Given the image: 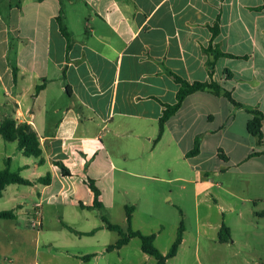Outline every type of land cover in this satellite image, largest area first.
<instances>
[{
  "label": "crops",
  "instance_id": "0c3cea01",
  "mask_svg": "<svg viewBox=\"0 0 264 264\" xmlns=\"http://www.w3.org/2000/svg\"><path fill=\"white\" fill-rule=\"evenodd\" d=\"M263 2L0 0V88L8 101L3 104L1 115L28 122L43 149L42 164L32 156L31 160H22L23 167L30 170L22 176L35 181L47 172L50 174L46 184L11 183L4 188L0 197L11 194L16 198V206L0 208L14 212L13 218H0V239L7 241L8 233L14 232L23 236L20 216L29 220L32 207L38 206L40 228L44 220L55 218L69 232L86 237L85 251L71 249L67 241L61 252L82 260L115 252L114 259L105 257V264H116L130 242L106 249L119 234L104 226L102 211L110 204L117 208L125 204L113 198V191L125 186L122 178H116V171L155 177L157 172L152 171L158 150L171 159L165 171L173 175L167 180L187 181L177 169H172L179 159L195 169L194 187L198 193L216 185L206 177L208 171L203 164L220 158L231 161L233 155L238 165L262 155L264 147L257 150L260 154L249 156L254 137L247 131V122L252 116L248 109L257 108L264 113ZM60 10L71 37L69 48L56 20ZM215 21L219 31L212 37L210 26ZM209 43L246 57L213 59L204 49ZM208 60L213 61L212 66H208ZM171 73L188 81L213 79L241 105L207 90L191 92L166 120L160 138L154 141L163 104L175 101L178 83ZM37 85L41 88L36 91ZM262 132L264 140V118ZM127 136L141 142L134 154L122 143ZM196 136L200 138L199 151L188 156L186 152ZM134 157L138 158L137 164H128L127 160ZM7 159L10 166L11 157ZM56 159L68 167L70 174L61 173L53 162ZM20 169L17 166L12 171ZM202 170L206 178L199 181ZM88 178L94 179L100 189L101 208L92 207L94 194L87 184ZM220 190L231 193L227 187ZM109 195L110 199L106 197ZM215 205L220 212L224 210L222 203ZM133 206L131 223L138 203ZM227 209L233 211L235 205L229 203ZM78 214L87 227L71 225ZM195 220L202 224L207 239L209 230H214L211 238L215 243L235 242L229 223L225 225L230 240L220 242L218 231L223 222L213 226L208 218L201 221L197 209ZM135 229L153 233L141 226ZM156 236L154 233V243ZM22 240L18 239L19 246ZM7 242L12 244L13 239ZM184 245L183 234L176 254L187 249ZM205 247L208 251L212 245ZM20 248L18 252L22 254L26 248ZM83 255L89 258L84 259Z\"/></svg>",
  "mask_w": 264,
  "mask_h": 264
},
{
  "label": "rangeland",
  "instance_id": "374dc122",
  "mask_svg": "<svg viewBox=\"0 0 264 264\" xmlns=\"http://www.w3.org/2000/svg\"><path fill=\"white\" fill-rule=\"evenodd\" d=\"M7 102L0 88V121L3 104ZM122 143L129 147L131 154H134L141 146L140 140L129 136L125 137ZM263 147L264 144L257 145L254 138L253 150ZM155 153L157 163L155 171H152L157 172L155 177L121 174L116 171V178H122L125 186L115 189L113 198L117 203L125 204L119 208L111 204L107 206L102 213L108 220H113L125 229V205L138 203V211L134 215L131 227L135 229L136 226H141L157 234L156 244H154L161 252L169 249L182 222L184 246L187 249L179 250L175 256L168 258L167 264H262L264 260V153L255 160L238 165L234 163L233 155L231 161L220 158L219 161L210 160L203 164V169L208 171L206 177L216 185L207 190L202 189L198 193L194 187L196 184L194 181L197 179L195 169L187 161L179 159L176 168L172 166V169H177V173L187 181L167 180L173 175L165 171L166 163H169L171 159L160 155L158 150ZM8 157L12 160L10 166L8 165L10 170L21 166L19 173L23 176L29 174L27 172L30 170L23 167L22 160H31L32 157L19 152L15 141L0 137V169L5 167V160ZM137 162V157L127 160L128 164L136 165ZM215 164H217L216 168H214ZM42 172L44 174L45 170L43 169ZM199 174V181L206 178L203 170L199 171ZM220 187H227L231 193L222 192ZM106 197L111 198L110 195ZM245 197L251 200L244 201ZM216 202L223 204L222 212L217 209ZM229 203L235 205V210L227 209ZM15 204L16 198L11 197V194L7 193L6 196L0 197V208L15 207ZM34 209L35 206L32 207L29 220L20 216L19 227L23 231V236H19V232L8 233L7 239L12 238V244L6 239H0V264H105V257L110 256L113 259L116 257L115 252H111V254L104 253L96 259L90 257V260H82L61 252L62 244L67 241L71 249L85 251L86 237L69 232L55 218L51 221L44 220L42 228L32 227L31 219ZM196 209L201 221L208 218L213 226L220 221L224 224L229 223L235 242L233 244L215 243L211 238L214 230H209L210 238L207 239L202 224L196 223ZM123 219L125 221L121 223ZM74 220L71 225L75 228L88 226L79 214ZM251 220H253L252 224ZM257 222L258 225H256ZM139 230L143 232L142 229ZM19 238L23 239L20 246L26 248L22 254L18 252L21 249L17 243ZM227 240H230V237ZM206 245H212V248L207 251ZM116 264H155V259L141 250L140 239L134 236L123 248Z\"/></svg>",
  "mask_w": 264,
  "mask_h": 264
},
{
  "label": "trees",
  "instance_id": "16d2710c",
  "mask_svg": "<svg viewBox=\"0 0 264 264\" xmlns=\"http://www.w3.org/2000/svg\"><path fill=\"white\" fill-rule=\"evenodd\" d=\"M264 1V0H263ZM264 7V2L262 4ZM56 20L58 22L61 33L66 38V47L69 48L71 45V37L69 32L62 21V13L61 10L56 15ZM210 30L212 33V37L217 34L219 31L218 22L215 21L213 25L210 26ZM205 51L211 53L214 58L219 56H229V57H246V55L240 56L230 52H226L221 50L218 46L212 45L209 43L207 47L204 48ZM208 66H212L213 61L208 60ZM211 73V71H209ZM13 74L15 75V68H13ZM174 80L178 83V88L175 93V101L172 103L163 104L162 113L158 118V132L154 141L158 140L164 130V125L166 120L180 107L185 96L191 92L197 90H207L213 92L215 94H222L226 98H228L232 103L236 105H241L240 102H237L231 92L225 88H223L218 82L213 79L210 80H193L188 81L187 79L182 78L181 76L171 73ZM41 88V85L36 86V91ZM251 113V118L247 122V131L255 138V143L257 145L264 144L263 140V132H262V121L264 118V113L257 109L251 108L248 109ZM0 136L8 141H15L16 146L19 150L22 151L27 156H32L36 159L39 164H42L45 161L43 156V149L40 145V141L35 129L26 121H18L12 116H4L0 121ZM200 138L196 136L193 142V146L189 149L186 154L188 156L194 155L199 151ZM264 152V151H263ZM260 153V151L253 150L249 153V156ZM223 157H225L223 155ZM9 160L6 159L5 167L0 169V196L4 188L11 183L17 184H33L34 182H40L42 184H46L50 181L49 172L45 173L43 176H39L33 180H29L23 177L19 172L12 171L9 169ZM53 162L60 168L61 173L63 175L70 174L68 167L61 160H53ZM87 184L89 188L92 190L94 194L92 207L101 208L102 203L100 200V189L94 182V179L88 178ZM134 206L133 205H125V220H126V228L124 229L121 225L117 223L110 222L104 215H102V219L104 222V226L110 230H115L118 232L119 237L117 240L111 244L106 246L107 250H111L114 248H119L123 244L127 243L132 237L137 236L140 239V248L143 252L151 255L155 259V264H166V260L176 254L177 248L182 240L183 235V224L180 222L175 238L172 241L169 249L163 253L161 252L154 244V233H143L138 229H133L131 227V219L132 212ZM14 212L11 209H2L0 210V218H13ZM67 228L74 230L72 227L63 223ZM79 233L78 231H76ZM219 240H227L230 237L228 227L222 223L220 229L218 231ZM82 258L87 259L89 255H83Z\"/></svg>",
  "mask_w": 264,
  "mask_h": 264
},
{
  "label": "built area",
  "instance_id": "2783aa9c",
  "mask_svg": "<svg viewBox=\"0 0 264 264\" xmlns=\"http://www.w3.org/2000/svg\"><path fill=\"white\" fill-rule=\"evenodd\" d=\"M41 221H40V210L38 206H35V209L33 211V218L31 219V226L32 227H40Z\"/></svg>",
  "mask_w": 264,
  "mask_h": 264
}]
</instances>
